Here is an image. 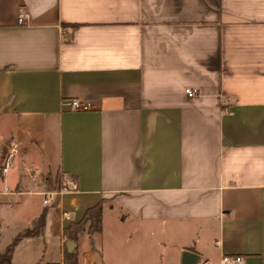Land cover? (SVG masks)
<instances>
[{"label": "crops", "instance_id": "0c3cea01", "mask_svg": "<svg viewBox=\"0 0 264 264\" xmlns=\"http://www.w3.org/2000/svg\"><path fill=\"white\" fill-rule=\"evenodd\" d=\"M2 120L0 253L45 217L10 264H264V0H0Z\"/></svg>", "mask_w": 264, "mask_h": 264}, {"label": "trees", "instance_id": "16d2710c", "mask_svg": "<svg viewBox=\"0 0 264 264\" xmlns=\"http://www.w3.org/2000/svg\"><path fill=\"white\" fill-rule=\"evenodd\" d=\"M101 209V204L88 208L78 222H72L64 229V234L71 241H76L87 223L90 234L94 231H99L101 229ZM44 225L45 217L44 213H42L33 221L30 227L19 232L6 246L3 253H0V264H10L13 252L21 240L33 239L43 235ZM63 264H77L74 254L65 252Z\"/></svg>", "mask_w": 264, "mask_h": 264}, {"label": "built area", "instance_id": "2783aa9c", "mask_svg": "<svg viewBox=\"0 0 264 264\" xmlns=\"http://www.w3.org/2000/svg\"><path fill=\"white\" fill-rule=\"evenodd\" d=\"M25 10L24 8L19 9V14L17 21L20 25H25ZM185 94L189 98H195L198 94L197 88H186L185 89ZM65 104L68 105V107L71 110H88L89 109V104L86 102H83L79 98H72L70 100H67ZM18 152V147L16 143H11L10 146L8 147V150L6 151V154L2 157V160L0 161V175L4 176L7 174L9 169L12 166L13 159L15 155ZM73 182L68 180V181H63L61 178L58 181L57 187L51 191V192H41L42 194H48L50 196H60L63 193L67 192L70 190L71 187H73ZM51 201L50 198H45L44 203L47 204ZM65 215H67L65 213ZM221 264H243V256L240 254H225L221 257Z\"/></svg>", "mask_w": 264, "mask_h": 264}, {"label": "rangeland", "instance_id": "374dc122", "mask_svg": "<svg viewBox=\"0 0 264 264\" xmlns=\"http://www.w3.org/2000/svg\"><path fill=\"white\" fill-rule=\"evenodd\" d=\"M1 124H3V125H1ZM1 124H0V139H2L4 136H5V134L7 133V130H9V128L11 127V124H9V122H8V124L5 122V120H2L1 121ZM12 140H8V141H5L4 143H3V147L1 148V155H0V161L2 160V157L6 154V151L8 150V147L10 146V144L12 143L11 142ZM17 153H19V149H18V152ZM18 162H19V159H18V157L17 156H15L14 157V162H13V164L15 165V164H18ZM36 250H35V248L34 247H31V246H23L22 247V249L20 250V251H18L17 252V254L19 253V254H21V255H28L29 256V259H28V261L27 260H25V259H22L23 260V263L22 264H30V257H32V256H34V257H36V261H40V259L42 258L41 257V255H40V253L41 252H39V255L38 256H36ZM38 257V258H37ZM21 261V260H20ZM27 261V262H26Z\"/></svg>", "mask_w": 264, "mask_h": 264}, {"label": "water", "instance_id": "95a60500", "mask_svg": "<svg viewBox=\"0 0 264 264\" xmlns=\"http://www.w3.org/2000/svg\"><path fill=\"white\" fill-rule=\"evenodd\" d=\"M197 259L198 255L196 253L185 250L182 252L181 264H193Z\"/></svg>", "mask_w": 264, "mask_h": 264}]
</instances>
